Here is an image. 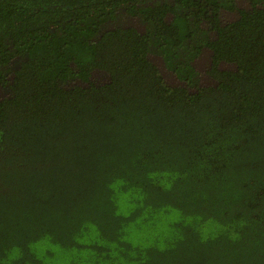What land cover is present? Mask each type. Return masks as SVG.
<instances>
[{
    "label": "trees",
    "instance_id": "1",
    "mask_svg": "<svg viewBox=\"0 0 264 264\" xmlns=\"http://www.w3.org/2000/svg\"><path fill=\"white\" fill-rule=\"evenodd\" d=\"M263 2L0 0V264H264Z\"/></svg>",
    "mask_w": 264,
    "mask_h": 264
},
{
    "label": "rangeland",
    "instance_id": "2",
    "mask_svg": "<svg viewBox=\"0 0 264 264\" xmlns=\"http://www.w3.org/2000/svg\"><path fill=\"white\" fill-rule=\"evenodd\" d=\"M239 4L243 7L248 6V3L246 1H239ZM262 5H264V2ZM236 16H237L236 14L223 12V13H221L220 18L222 21H229V20L234 19ZM118 17H119V19H121L122 24H128V25L136 26L141 32H144L146 29L145 25L142 24L137 18L128 17L121 12H119ZM150 58L152 61L156 62L159 65L166 81H168L169 83H175L176 82V78L169 73L167 68H165V66L163 64V60L159 56H157L155 54H151ZM192 64L197 71H199L200 73H203L205 71V68L209 65V51H207V49L203 48L200 56L197 57L195 60H193ZM223 67L229 68L231 66L224 65ZM201 77L202 78L199 81V84H208L211 82V80L209 78L205 77V75H201ZM105 80H106V76L102 72H97L93 75V82H95L97 84H101V83L105 82ZM0 91H2V89ZM0 96H2V95H0ZM52 247H53V249H55V252H54L55 256L54 257L49 258L43 254V259L45 260L46 264H53L52 260L56 261L57 264H65L67 262V260L69 259V255L65 254L59 248H57L53 245H52Z\"/></svg>",
    "mask_w": 264,
    "mask_h": 264
}]
</instances>
